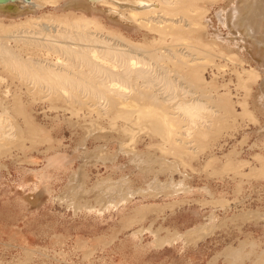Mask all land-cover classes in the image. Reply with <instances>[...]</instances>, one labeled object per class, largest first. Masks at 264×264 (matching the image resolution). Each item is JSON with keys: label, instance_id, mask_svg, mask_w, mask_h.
<instances>
[{"label": "rangeland", "instance_id": "1", "mask_svg": "<svg viewBox=\"0 0 264 264\" xmlns=\"http://www.w3.org/2000/svg\"><path fill=\"white\" fill-rule=\"evenodd\" d=\"M69 1H46L32 15H25L42 21L32 22L33 30L31 24L30 29L25 25L13 29L19 38H10L7 45L17 58L31 56L43 64L63 60L59 51L49 52L30 36L46 30L45 34L52 35L56 27L60 35L62 22L80 24L85 18L143 46V39H150V33L144 36L146 28L136 27L135 22L119 23L104 5H96L97 13L90 14L69 8ZM226 3L220 0L206 6L209 27L203 43L227 56L218 50L211 55L212 63L204 66L206 82L198 85L214 96L205 95L211 101L222 96L221 101L236 116L229 117L226 125L214 126L216 130L202 141L191 142L188 149L195 156L186 149L181 154L165 150L166 143L161 144V138L138 123L128 126L120 118L101 117L110 109L107 100L99 102L104 110L97 113L83 92H76L74 104L49 95L50 88L44 84L36 88L0 58V99L10 109L5 118L14 126L13 139L4 140L6 144L0 140V264H264V109L255 103L261 80L252 74L255 59L243 42L234 45L231 40L222 45L229 38L228 30L215 15ZM23 16L14 19L16 24L25 20ZM11 19L4 16L0 23L14 24ZM41 33L37 39L44 42ZM217 34L221 38L216 36L214 42L211 37ZM235 48L240 51L238 58L233 56ZM139 49L141 57L144 53ZM148 64L155 69L149 72L162 80L165 63ZM26 70L30 73L33 68ZM154 84L157 99H167L165 89L158 88H163L160 82ZM71 86H64L63 94H69ZM245 98L249 114L237 103ZM130 126H134L133 133L125 134L123 129ZM101 155H107L108 162L102 163ZM54 158L65 163L51 165ZM178 183L189 189L176 190ZM145 188L148 194L142 195ZM33 194L38 200L29 204L26 197ZM137 207L141 211H135ZM136 230L140 234L134 235ZM154 239L173 241L157 245Z\"/></svg>", "mask_w": 264, "mask_h": 264}, {"label": "bare ground", "instance_id": "2", "mask_svg": "<svg viewBox=\"0 0 264 264\" xmlns=\"http://www.w3.org/2000/svg\"><path fill=\"white\" fill-rule=\"evenodd\" d=\"M46 1L48 3H56V0H0V18L8 16L14 22L11 25L10 23L8 25L0 23V30H3L2 33L6 30L9 32L4 35L0 34V58L4 59L6 67L8 66L9 69L11 68L12 71L17 72L16 75H20L25 80L26 78L27 80L30 79L34 84L33 86L40 85L39 87H41L44 84V86L50 88L49 95L59 98L65 97V100L71 103L73 98L76 101L78 92H83L91 99V105L97 107V113L102 110L99 102L102 99L107 100L110 109H103V113L100 111L101 117H103L102 115H107L108 117H116V119L120 118L128 126L130 123L131 125H137L138 123L140 127L143 126L149 129L148 131L152 135L161 138L164 141L161 144L166 143L165 145L168 146L166 149L164 148L165 150H170L171 152L174 150L180 154L184 149L188 150V153L185 151L187 154H190V148L188 149V147L192 146L191 142L195 141L196 143L197 140L202 141V138L210 136L212 129L214 131L215 127H218L220 123L223 124L232 116V113L227 109V105L221 101L220 98L222 96L220 98L217 97L218 100L214 99L215 102H213L214 100L211 101L205 96L210 94V92L205 94L203 90L205 88L198 85L205 81L203 80L204 66L208 62L212 63L210 56L216 53L217 50L219 55L227 56L225 52H221L217 47L211 46L209 43H203L209 27V22L205 19V16H207L206 6L218 3L220 0H70L69 5L67 4L70 6L69 8H78L83 13L91 14L93 10L96 12V5H104L103 9L108 11L107 14L111 13L118 22L123 20L126 25L127 23L132 25L131 22H135L134 25L136 24V27L146 28L148 31L144 36H148L147 34L150 33V39L143 37L144 44H146V46H143V44L102 30L103 28L93 19L85 18V21L80 24L72 21H65L66 23H64L60 20L63 28L67 27L64 26L66 24L72 28L58 29L59 33H61L59 35L56 27L55 33L51 35L48 32L45 34L47 30L45 28L44 30L46 31L41 29L44 27L41 26V23L39 24L41 28H39L44 33L39 32L43 35V41H45L40 42L38 40L40 39L38 36L39 32L37 35L35 34L36 36L31 35L30 40L37 43V45L39 43L47 47L49 52L50 50L52 52L59 51L61 56L62 54L64 55L61 58L63 60L43 64L40 61H33L31 56L24 60L17 58V54L7 45L8 41L12 40L10 38L16 37L15 39H17L18 35L13 34V29H19L18 25L24 29V25L28 27L30 26L28 24H31V30H33L34 24L32 22L38 24L42 20L31 21L25 15H32L43 3H47ZM219 9L215 15L216 20L228 30L227 35L229 36L228 39L222 41V45H229L231 40L234 41V45L243 42L251 57L255 59L253 62L255 72L252 71V74L253 76H259V80H261L258 85L255 103L258 108L264 109V0H227V3L219 7ZM23 15L26 17L25 20L20 21V24H16L14 19L20 20ZM52 21L50 20V22ZM55 23L53 25L49 24L56 26L54 25ZM61 24L57 23L59 26ZM50 25L49 29L51 28ZM49 29L48 31H50ZM33 33L36 32L33 31ZM216 36L221 38L219 34L212 36L211 38L214 42H216ZM140 47L143 50L142 52L140 51V54L144 53L142 55L145 56V59H151L155 63H165L164 67L161 66V68H165V70L161 69V74L163 75L160 74V78L162 80H158V76L152 75L151 72H153L154 68L150 69V64H148L151 61L148 59L149 62L144 60L142 55L140 56L143 58L139 57L137 49L140 50ZM229 50L234 51L231 47ZM235 50L237 52L233 56L238 58L239 48H235ZM136 51L138 56H136ZM240 62L243 63V61ZM26 67H32V72L28 73ZM149 70L152 71L149 72ZM155 80L159 81L160 85L163 86V88H158H161V90L165 89V91L163 90L164 95L165 92L167 93V99L164 101L157 99L158 96H155L156 90L153 92V85H156L154 84ZM181 82H185L188 87L185 84L187 88L184 89L185 85L182 86ZM66 85H72V90L68 92L69 94H63L61 91L65 90L64 86ZM128 86L130 87L127 89ZM54 88L56 90H52ZM6 94L8 93L6 92ZM65 95H68V97ZM180 95L184 96L180 97ZM210 95L212 96V94ZM79 97L81 96L79 95ZM212 97L214 98V96ZM237 103L241 104L242 110L248 114L250 113V103L247 98ZM2 104L4 103L1 100L0 140L11 141L14 134L11 129L14 126L9 123L12 121H9V117V122L5 118L8 116L10 109ZM87 108L89 109V107ZM231 111L233 110L231 109ZM98 115L100 116V114ZM233 116L236 115L234 114ZM116 119H112L114 120L113 123L117 121ZM15 126L17 127L18 125ZM123 130L128 132L125 134L129 135L130 133L131 135L134 131V126L126 127ZM6 141H4V144H6ZM54 159L56 161L52 160L51 165H56L57 162L59 165L65 163L59 158ZM108 159L107 155H101L99 158L102 163L104 161L108 162ZM139 173L142 172L140 171ZM146 185L149 186V183ZM175 185L178 186L176 190L186 191L189 189L184 183ZM145 194H148L146 188L142 190V195ZM26 198L29 204H32L36 203L38 195H28ZM140 209V207H137L135 211H141ZM140 232L136 230L134 235H136L135 233L140 234ZM173 240L157 241L154 239V243L163 245L171 243Z\"/></svg>", "mask_w": 264, "mask_h": 264}]
</instances>
